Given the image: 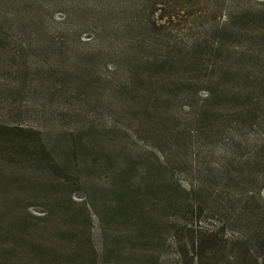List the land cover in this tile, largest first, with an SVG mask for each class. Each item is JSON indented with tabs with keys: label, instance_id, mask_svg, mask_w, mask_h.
I'll return each mask as SVG.
<instances>
[{
	"label": "trees",
	"instance_id": "obj_1",
	"mask_svg": "<svg viewBox=\"0 0 264 264\" xmlns=\"http://www.w3.org/2000/svg\"><path fill=\"white\" fill-rule=\"evenodd\" d=\"M105 1L104 7L96 0L69 4L75 8L56 22L50 11L63 1L0 0V78L27 85L40 74L48 82L76 85L84 82L82 70L100 73L96 60L104 68L106 59L121 61L110 76L99 75L101 81L95 77L85 85L96 97L109 94L99 99L96 110L112 123H84L69 131L63 146L46 141L39 130L0 124V264H97L99 257L128 264L140 256L145 264H264V201L259 193L239 191L264 169V0H195L213 22L186 40L172 36L167 27L177 10L172 3L129 0L119 11L112 0ZM124 12V23L110 22L111 15ZM215 12L226 19L215 22ZM88 30L94 34L93 48L81 54L90 59L80 65V53L63 46L83 44ZM117 31L125 34L122 54L114 50ZM229 83L248 86L239 90ZM198 84L207 90L195 101L192 117L169 128L168 117L157 108L163 97L158 91L168 89L192 104ZM129 115L143 126L139 132L147 133L149 126L172 140L177 147L171 160L179 165L201 142L227 133L232 139L226 155L239 151L240 144L251 145L242 165L247 170L233 177L229 160L217 174L196 171L195 183L182 187L165 157H158V164L120 145L118 137L127 129L119 121L129 122ZM244 131L248 140L243 141ZM92 176L104 184L94 187ZM73 186L85 192L86 203L72 200ZM234 187L237 199L230 191ZM29 201L42 208L39 216L28 211ZM209 213L222 226L236 227L238 236L228 239L221 227L198 226ZM91 220L102 239L99 249L88 235L92 230L83 233ZM138 246L143 255L131 251Z\"/></svg>",
	"mask_w": 264,
	"mask_h": 264
},
{
	"label": "rangeland",
	"instance_id": "obj_2",
	"mask_svg": "<svg viewBox=\"0 0 264 264\" xmlns=\"http://www.w3.org/2000/svg\"><path fill=\"white\" fill-rule=\"evenodd\" d=\"M44 2L50 0H42ZM63 1V4L53 6L50 13L54 12L55 21L60 22L62 17L67 14V12L72 11L75 6L69 5L77 2H87L90 0H59ZM112 6L114 9L119 11H123L122 5L127 6L129 4V0H112ZM161 1V2H160ZM239 3L248 2L250 0H237ZM254 2H261L263 0H252ZM97 3L101 7L106 5L105 0H96ZM161 3V5H166L169 7H173L170 3L176 6V11L178 9L182 10V13L172 12L173 16L171 21L167 22V27L173 33L172 36L176 35L177 38H181L182 40L190 39L194 37L198 32H201V29L209 27L208 23L213 22V16L209 14V10L201 4V2L196 3L195 0H159L157 3ZM251 4V3H250ZM159 5V4H158ZM165 9L163 11H167ZM225 11H228L227 4L225 7ZM49 13V12H48ZM162 13V12H161ZM208 17L206 18V16ZM167 15V14H166ZM218 12H215L214 19L217 21H223L226 19L225 14H220L217 16ZM156 16V15H155ZM127 17V13H123L118 17L111 15L110 22L114 24L124 23V18ZM155 20V19H154ZM160 24V22H158ZM118 41L114 44V50L118 54H122L124 52V48L121 46V40L125 37V34H122L120 31H117ZM94 34L91 30L85 31L82 34L81 41L83 44H79L77 42H72L69 45H64L63 48L65 50H72L79 52L76 60H81L82 64H88V60L90 57L82 56L81 54L85 52H89L93 48ZM62 46V45H61ZM123 59V57H122ZM105 61H110L107 63V67H103V63L101 60H96L97 64H101L100 73L96 71V76L93 74H88L86 70H82L79 75L84 79L82 84L77 83L76 85L72 82H68L64 86L61 83H58L57 79H52L48 82L45 78H41L40 74L32 75V79H34V83H29L24 85L23 83H17L12 81L11 79L6 81V79L0 78V124H6L8 126H16L20 128L29 127L32 129L39 130L45 133L46 141L56 142L61 146L64 145L66 139H68L69 131H77L84 123H88L94 127H97L99 124L106 125L112 123V119L107 118L108 114L104 113V116H100L98 111L96 110L97 105L100 102L101 97L109 96L106 92H103L101 96L96 97L91 88L92 92L89 88L85 87L88 83H93L95 81V77L97 81H101V77L110 76L115 70L112 68L114 65L121 64V61L114 59H106ZM80 63V65H81ZM53 69L51 66H49ZM52 71V70H51ZM36 75V76H35ZM101 75V77L99 76ZM48 76V75H47ZM0 77H2L0 75ZM99 77V78H97ZM111 78H117L116 73L111 76ZM114 80V79H113ZM39 81V82H38ZM21 82V80H20ZM231 86L235 88L244 89L248 85H236L234 83H229ZM103 85V82L100 84ZM22 89L25 90V94L22 95ZM63 90L62 91H60ZM205 90H207L206 85L198 84L196 88V92L199 94L194 98V103H186L182 102L179 97L174 93H170L168 89H165L164 92H159V96L162 97V104L158 105L157 108L163 113L164 116L168 117V126L169 128H173L175 124L182 122L183 120H190L192 117V111L195 109V101L199 102L205 95ZM60 91V93H57ZM257 94V92H255ZM98 94V93H97ZM157 95V94H156ZM154 98V97H153ZM198 102V103H199ZM131 118V119H130ZM129 122L119 121V125L123 126L127 129V132H122L121 136L118 137V141L120 145L124 146L127 151L132 153L134 157H146L151 158V160L158 162V157H165L167 159V163L169 167L173 169H169V172L173 173V179L178 182L182 187L190 186L196 181V171L203 172L204 169L208 171H213V173L217 174L219 169H223V166L230 160L232 162V176L236 178V172L247 170L242 169V165L244 161L247 160V157L251 156V145L246 143L240 144L239 147L241 149L237 151L233 155H226L224 153L225 148L227 147L229 141L232 139L229 134H223L218 139L213 140L212 142H201L197 147H194L190 154L185 156V165H179L176 162H172L175 157L170 155L171 151L174 150L177 146L172 140H168L165 136H160L156 130H152V128H147V133L139 132V130L143 127L136 119H133L131 115L128 116ZM117 122V120H114ZM160 128V127H158ZM193 127H191L192 129ZM161 129V128H160ZM162 130V129H161ZM251 133V132H250ZM168 136V134H166ZM241 137H244L243 141L248 140L247 133L244 131L241 133ZM178 146H182V143ZM178 155H181V151L178 150ZM172 159V160H171ZM206 166V167H205ZM11 167V166H10ZM205 167V168H204ZM9 169H32L26 167H11ZM256 175V181L253 183H249L245 186V188H241L239 191H245L248 194H256L259 193L261 199L264 201V169H259ZM37 177L40 175L36 174ZM92 184L94 187L98 185L104 184V179L99 178L97 176H92ZM46 179V178H44ZM47 181V180H45ZM240 187V186H238ZM238 187H234L230 189L231 192H234L233 195L237 199ZM72 191L73 197L72 200L76 203H86L87 197L85 196L84 191H77L76 187L73 186ZM231 192L228 191L229 194ZM29 205H31L28 211L35 215L39 216L42 212V208L36 204V202L29 201ZM82 209V208H80ZM93 212L92 210H90ZM75 214L83 218L85 217V213L83 211L78 212L76 209ZM205 215L204 219L197 223L198 226L209 228V229H220L223 231V235L225 238H235L239 234V230L230 225H223L219 222L220 219L215 216L212 217L211 213ZM89 216H93V213H89ZM82 219V220H83ZM79 221V220H78ZM82 226V225H81ZM90 227L89 230L83 231L85 235L92 230V233L88 234L91 238V242L96 249H99L100 244L102 243V239L98 234L96 224L89 222ZM83 228V227H82ZM143 242V239L140 240V243ZM141 247L138 246L136 250L128 249V251H132L137 256L143 255L142 252H139L138 249ZM253 251V250H252ZM254 252V251H253ZM142 256L137 258L136 263L131 262L128 264H145L142 260ZM111 260L105 259L104 257H99L97 264H110ZM123 264H127L124 262Z\"/></svg>",
	"mask_w": 264,
	"mask_h": 264
}]
</instances>
